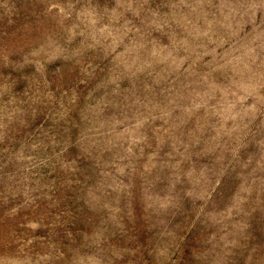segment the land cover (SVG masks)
<instances>
[{"label": "rangeland", "instance_id": "1", "mask_svg": "<svg viewBox=\"0 0 264 264\" xmlns=\"http://www.w3.org/2000/svg\"><path fill=\"white\" fill-rule=\"evenodd\" d=\"M0 264H264V0H0Z\"/></svg>", "mask_w": 264, "mask_h": 264}]
</instances>
